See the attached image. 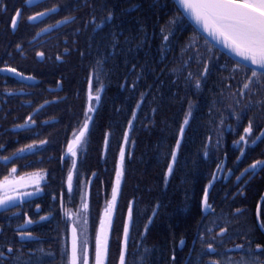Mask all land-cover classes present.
<instances>
[{"label":"trees","instance_id":"16d2710c","mask_svg":"<svg viewBox=\"0 0 264 264\" xmlns=\"http://www.w3.org/2000/svg\"><path fill=\"white\" fill-rule=\"evenodd\" d=\"M0 9H6L0 10V69L34 80L23 84L0 71V181L13 168L16 175L46 173L40 195L0 210V264H68L64 212H76L86 195L94 252L125 132L106 264H119L130 204L127 264H241L252 255L264 261V254L235 248L247 240L253 249L264 247L258 221H264V169L244 171L264 160V140L240 141L250 120L249 141L264 133V110L255 103L264 90L239 94L250 72L237 70L234 61L205 44L183 16L172 24L178 10L171 0H33L32 6L29 0H0ZM17 10L21 17L13 30ZM40 12L47 15L29 21ZM108 12L114 14L110 22ZM205 61L210 72L201 77ZM88 93L99 100L73 167L65 151L85 122ZM28 145L35 149L19 153ZM205 187L208 211L202 206ZM221 228L227 229L223 236ZM22 233L31 236L22 239Z\"/></svg>","mask_w":264,"mask_h":264},{"label":"snow or ice","instance_id":"6c2138e0","mask_svg":"<svg viewBox=\"0 0 264 264\" xmlns=\"http://www.w3.org/2000/svg\"><path fill=\"white\" fill-rule=\"evenodd\" d=\"M180 6L177 17H174L172 24L178 23L182 16L186 15L190 18L195 26L199 28L207 37H210L216 45L221 46L222 49L226 50L227 53L231 54L233 57L238 58L234 61L237 70H243L246 73L250 72V75L245 76L246 82L243 83V88L240 90L239 94L241 97L244 95H256L257 93L264 90V0H176ZM29 5H33V0H29ZM135 7V6H133ZM6 10V9H0ZM132 9H127L131 11ZM50 11H56L55 8ZM47 15V12H40L29 17L30 22H35L37 18H42ZM113 13L108 12L107 21L113 19ZM21 17V11L17 10L15 15L11 18V25L13 30L16 29L18 21ZM63 23V21L59 22ZM103 24H97L96 28L100 29ZM163 31V30H162ZM171 29L169 28V32ZM163 40L165 42L169 41V34L163 35ZM208 44V40L204 41ZM19 45L17 48L19 49ZM209 51H211V46H209ZM42 53H37V56H42ZM60 59V57H57ZM244 63H240V62ZM4 69H0L3 71ZM6 71L15 72L17 76L21 75L16 72L15 69L7 68ZM210 72L209 63L207 61L203 64V71L200 76L203 77ZM31 79V77H28ZM91 84V81H90ZM195 86L199 88L201 86V80L197 79ZM99 91V90H97ZM91 92V87H90ZM99 100V95L95 97L90 95V100ZM257 105L260 106L261 110H264V97L257 99L255 101ZM139 107V105H137ZM94 111V107L90 106L88 112ZM188 115H191L189 113ZM86 119L83 128L79 131V134L74 133V140L68 144L67 152L73 157L77 155L76 148L81 143L85 137V133L88 129V122L92 119L87 113H85ZM133 117L135 118V112H133ZM31 119V117L29 118ZM188 119L184 120L183 125L180 128L181 134L184 132V125L188 124ZM131 121L129 125L131 126ZM253 121H249L247 127L244 128V135L240 136V141H243L245 145L255 144L257 141L264 140V133L256 136L255 139L249 141L247 138L253 134ZM125 141L128 139V133L125 132ZM240 141L237 142L239 145ZM45 143V142H42ZM107 143V139H106ZM181 140H177L176 147L179 148ZM33 146L28 145L27 148L31 149ZM207 147V145L205 146ZM25 149H19V153H23ZM241 156L245 155V148H239ZM13 155H16L15 153ZM121 162L124 158V149L121 148ZM207 155V153H206ZM5 161L9 157L3 158ZM63 159V157H62ZM176 150L172 152V161L175 162ZM240 157H237L239 160ZM173 163L168 165V173L172 172ZM73 167H75V161H73ZM220 165H218V168ZM261 167L264 169V160H257L249 166V169H245V172L252 170V174H255V169ZM17 169L13 168L12 172L15 173ZM244 173H241L243 175ZM122 176V164L118 163L116 167V181L115 186L112 190V199L108 202L107 208L105 209L103 218L100 221V227L95 236V248H94V264H106V260L109 254V229L113 223V209L116 204L117 193L120 187V179ZM43 179L42 176L38 174H33L32 183L37 185L36 191H39L40 180ZM213 179H216V174H213ZM239 179V177H237ZM68 186L69 191L72 190V174L68 175ZM165 182H167V175L165 177ZM18 181H5L4 185H0V191H4L8 184H16ZM211 186V182L209 187ZM209 187H205L204 196L202 200V206L204 210H211V205L208 203ZM25 196H30L32 193H23ZM17 199L16 196L9 194L8 191H4L3 195H0V207H6L9 203L14 202ZM82 209L84 211L88 210V204L86 201L82 204ZM240 212V209H237ZM132 205H129V219H131ZM156 214L155 211L153 213ZM69 218L71 216L69 215ZM42 220L47 219V217H41ZM259 221V228L264 230V221ZM84 224H87V217H84ZM28 224L32 221L28 220ZM149 223H151V218H149ZM148 225H145L147 230ZM211 231V229H209ZM227 232L226 228H221L218 235H225ZM25 236L30 237L31 233H22L21 238ZM129 238V223L126 221L124 224V241L120 249L119 264H127V242ZM253 241L247 240L245 244H236L235 248L237 250H247L250 254H264V247L257 244L255 249L252 248ZM180 244L183 245L184 241L181 240ZM9 253L13 252V249L9 247L7 249ZM207 251L209 253H215L216 248L212 244L207 245ZM231 251V250H229ZM4 253L0 251V256ZM175 259V257H173ZM69 264H93V253L90 252L88 236L86 235V229L80 230L78 232L77 228L74 226L72 228V238H71V256ZM211 264H219L218 261L213 260ZM241 264H264V261H260L258 257L254 255L250 256L248 259L242 258Z\"/></svg>","mask_w":264,"mask_h":264},{"label":"rangeland","instance_id":"374dc122","mask_svg":"<svg viewBox=\"0 0 264 264\" xmlns=\"http://www.w3.org/2000/svg\"><path fill=\"white\" fill-rule=\"evenodd\" d=\"M90 95L95 97L96 95L94 94H91V93H88V97H87V106H86V113L89 115V116H93V113L95 111V108L97 106V103L98 101L95 100V99H91L90 100ZM90 106H93L94 107V111L92 112H88V108ZM85 119H86V116H85ZM91 121V120H90ZM90 121L88 122V128H89V124H90ZM84 125V124H83ZM186 125H184V128H185ZM83 128V126H82ZM81 128V129H82ZM80 129V130H81ZM79 130V131H80ZM79 131L75 134H79ZM88 131V129H87ZM87 131L85 133V137L84 139L81 141V143L77 146L76 148V152H77V155L75 157H73L70 153L67 152V149L65 151V156L70 158L71 161H72V165H73V161H77V157L78 155L80 154V152L84 149V143H85V138H86V135H87ZM128 133V132H127ZM74 140V135L73 137L71 138L70 142ZM69 142V143H70ZM125 139H124V143L122 145V148L124 149V153H125ZM68 147V146H67ZM35 149V147H32L31 149H26L24 151V153H29V152H32L33 150ZM121 153V151H120ZM118 163H121L123 164V160L121 162V155L119 154V157H118V161H117V164ZM171 163H173V161H171ZM73 168H72V171L70 172L72 174V177H73ZM33 174H38L39 176H42L43 179L40 180V183L38 185L39 187V191H36V188H37V185H35L34 183H32V178H33ZM169 174V173H168ZM228 174H225L224 177H227ZM18 181V183L16 184H8L7 185V188L4 189V191H8L9 194L13 195V196H16L17 199L14 201V202H11L9 203L8 206H11L13 204H16V203H20V202H23L25 200H29L31 198H34V197H37L38 195L41 194L42 190H41V186L43 183H45L46 181V173L45 172H34V173H28V174H25V175H16V172L13 173L12 170L9 174V176L0 181V185H4L5 184V181ZM115 181H116V175H115V179H114V183H113V187L115 186ZM121 181H122V176H121V179H120V186H121ZM66 187L69 191V186H68V180L66 181ZM113 190V188H112ZM4 191H0V195H3L4 194ZM119 191H120V187H119ZM119 191L117 193V199H116V203H117V200H118V196H119ZM23 193H32V195L30 196H25L23 195ZM87 195L84 197V201L87 202ZM112 199V192H111V196H110V199L109 201H111ZM108 201V202H109ZM83 202L81 203L79 209L76 211V212H64V217L65 219L68 221V264H69V260H70V256H71V238H72V228L75 226L78 230V232L80 230H84L86 229V235L88 236V242H89V235H88V225L87 224H84V217L86 216L87 217V211H84L82 209V204ZM107 202V204H108ZM107 204L105 206V208L102 210L101 212V215H100V219H99V223H98V227L96 229V234H97V231L99 230V227H100V221L101 219L103 218V215H104V212H105V209L107 208ZM6 206V207H8ZM6 207H0V210L6 208ZM115 207H116V204H115ZM115 207L113 209V218H114V212H115ZM69 215L71 216V218H69ZM128 222L129 225H130V219H129V209H128V212H127V215H126V220L125 222ZM111 229V228H110ZM110 229H109V234H110ZM95 234V236H96ZM123 241H124V230H123V240H122V244H123ZM109 242V241H108ZM94 248H95V237H94ZM94 253V252H93ZM93 264H94V254H93Z\"/></svg>","mask_w":264,"mask_h":264},{"label":"water","instance_id":"95a60500","mask_svg":"<svg viewBox=\"0 0 264 264\" xmlns=\"http://www.w3.org/2000/svg\"><path fill=\"white\" fill-rule=\"evenodd\" d=\"M173 2V4L175 5V7L177 8V10H180V6L179 4L176 2V0H171ZM184 19L192 26V28L205 40H208V43L213 46L216 50H218L219 52H221L222 54H224L225 56H227L229 59H231L232 61L237 60L238 58L233 57L231 54L227 53L226 50L222 49L221 46L216 45L214 41L211 40L210 37H207L206 34H204L199 28H197L194 24V22L188 18L186 15L183 16ZM240 63H244V62H240ZM3 74L15 77L16 79H18L19 81H21L23 84H33L34 80L32 79H28V77H24L22 75L17 76L15 74V72H9L6 70L1 71ZM208 211V210H206Z\"/></svg>","mask_w":264,"mask_h":264}]
</instances>
